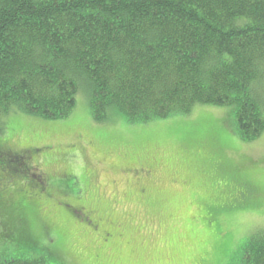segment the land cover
<instances>
[{"label": "rangeland", "instance_id": "rangeland-1", "mask_svg": "<svg viewBox=\"0 0 264 264\" xmlns=\"http://www.w3.org/2000/svg\"><path fill=\"white\" fill-rule=\"evenodd\" d=\"M119 116L96 123L79 92L63 119L3 117L0 233L15 235L13 216L44 264H237L245 241L264 233V132L242 141L227 106L149 123ZM195 128L203 140L191 139ZM216 137L235 148L216 152ZM210 150L240 173L213 174ZM23 248L0 236V260Z\"/></svg>", "mask_w": 264, "mask_h": 264}, {"label": "trees", "instance_id": "trees-1", "mask_svg": "<svg viewBox=\"0 0 264 264\" xmlns=\"http://www.w3.org/2000/svg\"><path fill=\"white\" fill-rule=\"evenodd\" d=\"M263 87L264 0H0V121L11 111L66 118L86 92L96 123L110 113L149 123L227 106L239 138L253 141L264 132ZM215 140L216 152L235 148ZM214 153H204L213 174L240 173ZM8 224L15 235L0 236L23 254L0 264H44L30 257L37 237L13 216ZM237 257L264 264V233Z\"/></svg>", "mask_w": 264, "mask_h": 264}, {"label": "crops", "instance_id": "crops-1", "mask_svg": "<svg viewBox=\"0 0 264 264\" xmlns=\"http://www.w3.org/2000/svg\"><path fill=\"white\" fill-rule=\"evenodd\" d=\"M228 180H231L230 178ZM223 183H230V181H223Z\"/></svg>", "mask_w": 264, "mask_h": 264}]
</instances>
